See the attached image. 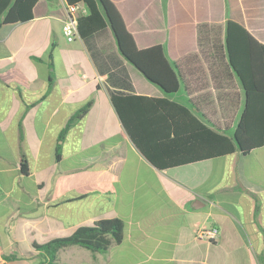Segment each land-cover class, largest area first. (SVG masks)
Wrapping results in <instances>:
<instances>
[{"label":"crops","instance_id":"1","mask_svg":"<svg viewBox=\"0 0 264 264\" xmlns=\"http://www.w3.org/2000/svg\"><path fill=\"white\" fill-rule=\"evenodd\" d=\"M110 2L139 48L161 44L180 89L166 94L147 80L109 26L68 41L65 0H38L31 19L1 16L0 264H264V145L160 170L135 147L110 98L169 96L232 136L244 90L224 48L199 47L198 25L215 27L223 45L230 18L264 43V0ZM90 98L87 114L70 121ZM114 217L124 237L106 252L69 245L51 262L35 246ZM210 226L219 229L215 240L197 237Z\"/></svg>","mask_w":264,"mask_h":264},{"label":"trees","instance_id":"2","mask_svg":"<svg viewBox=\"0 0 264 264\" xmlns=\"http://www.w3.org/2000/svg\"><path fill=\"white\" fill-rule=\"evenodd\" d=\"M37 1L0 0V17L4 15V22L12 23L31 19ZM79 2L85 3L89 12L77 17L78 35L88 37L108 28L104 15L106 12L123 57L166 94L180 89L182 78L177 66L168 60L161 44L139 48L110 0H65L68 6ZM217 34L215 27L198 25L199 47L211 42L215 49L224 48L227 64L244 90L245 106L232 136L203 122L188 106L169 96L120 92L110 95L122 126L135 147L150 164L160 170L217 157L236 149L247 153L264 145V43L257 41L249 30L230 18L226 20L223 45ZM92 103L91 98L83 103L70 121L85 116ZM66 129L62 130V134ZM25 160H21V169L27 176ZM124 229L125 224L119 217L97 219L91 224L78 226L69 236L56 237L35 246L51 262L56 261V254L61 247L69 245L103 253L112 242L122 241Z\"/></svg>","mask_w":264,"mask_h":264},{"label":"built area","instance_id":"3","mask_svg":"<svg viewBox=\"0 0 264 264\" xmlns=\"http://www.w3.org/2000/svg\"><path fill=\"white\" fill-rule=\"evenodd\" d=\"M78 7L75 5L69 6L68 16L63 23V35L68 41H73L77 33V14ZM219 229L216 226H210L208 228L199 229L196 233L197 237L205 238L209 240H215L218 237Z\"/></svg>","mask_w":264,"mask_h":264},{"label":"water","instance_id":"4","mask_svg":"<svg viewBox=\"0 0 264 264\" xmlns=\"http://www.w3.org/2000/svg\"><path fill=\"white\" fill-rule=\"evenodd\" d=\"M104 15H105V19H106V21L108 22V25H109V27H110V29L112 30L111 32H112V34H113V36H114V38H115V40H116V43H117V46H118V48H119V52H120V44H119V41H118V38H117V36H116V34H115V30L113 29V26H112V24H111V22H110V20H109V18H108V16L106 15V12H104ZM151 82V81H150ZM153 83V82H152ZM155 84V83H154ZM201 205H195V207H200Z\"/></svg>","mask_w":264,"mask_h":264},{"label":"rangeland","instance_id":"5","mask_svg":"<svg viewBox=\"0 0 264 264\" xmlns=\"http://www.w3.org/2000/svg\"><path fill=\"white\" fill-rule=\"evenodd\" d=\"M77 248H80L82 251L89 252V250H86V249H84V248H81V247H77Z\"/></svg>","mask_w":264,"mask_h":264}]
</instances>
